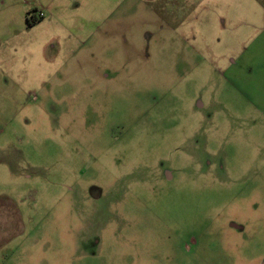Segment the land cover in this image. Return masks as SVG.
Instances as JSON below:
<instances>
[{
  "label": "rangeland",
  "instance_id": "374dc122",
  "mask_svg": "<svg viewBox=\"0 0 264 264\" xmlns=\"http://www.w3.org/2000/svg\"><path fill=\"white\" fill-rule=\"evenodd\" d=\"M135 1L0 36V264H264V0Z\"/></svg>",
  "mask_w": 264,
  "mask_h": 264
},
{
  "label": "crops",
  "instance_id": "0c3cea01",
  "mask_svg": "<svg viewBox=\"0 0 264 264\" xmlns=\"http://www.w3.org/2000/svg\"><path fill=\"white\" fill-rule=\"evenodd\" d=\"M100 0H0V36L15 34L20 36L23 31L29 30L36 23H39L45 16L55 18L61 14L63 18L59 19L61 28L56 30L57 36L63 33L74 37L77 42H84L90 34L102 27L115 14V6L126 0H111L113 6L107 7V12L103 15H96V11L100 9L97 5ZM107 3H110V0ZM117 1V2H116ZM168 0H136L135 2H143L146 4L152 2ZM170 1V0H169ZM260 1V0H258ZM114 2L116 4L114 5ZM22 4H28L22 9ZM7 10V11H6ZM12 10L14 12H12ZM27 12H30L27 14ZM42 14L41 18L31 25H27L26 17L28 15L37 18V13ZM15 18L16 20H12ZM64 31V32H63ZM60 33V34H59ZM55 34V33H54ZM53 35V32L50 36ZM54 36V35H53Z\"/></svg>",
  "mask_w": 264,
  "mask_h": 264
},
{
  "label": "trees",
  "instance_id": "16d2710c",
  "mask_svg": "<svg viewBox=\"0 0 264 264\" xmlns=\"http://www.w3.org/2000/svg\"><path fill=\"white\" fill-rule=\"evenodd\" d=\"M30 12H27V14H29ZM39 18L41 17H37V18H33L32 16L28 15L26 17V20H27V25H31L33 24L34 22H36L37 20H39Z\"/></svg>",
  "mask_w": 264,
  "mask_h": 264
},
{
  "label": "built area",
  "instance_id": "2783aa9c",
  "mask_svg": "<svg viewBox=\"0 0 264 264\" xmlns=\"http://www.w3.org/2000/svg\"><path fill=\"white\" fill-rule=\"evenodd\" d=\"M42 14L40 12L37 13V17H41Z\"/></svg>",
  "mask_w": 264,
  "mask_h": 264
}]
</instances>
